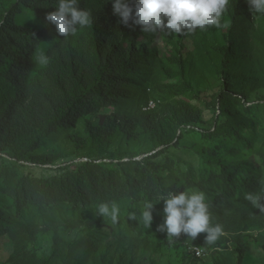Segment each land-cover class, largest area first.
<instances>
[{"label":"rangeland","instance_id":"rangeland-1","mask_svg":"<svg viewBox=\"0 0 264 264\" xmlns=\"http://www.w3.org/2000/svg\"><path fill=\"white\" fill-rule=\"evenodd\" d=\"M57 2L0 0V264H264V212L244 199L264 189V14L245 8L244 44L231 37L227 9L219 29L143 32L133 44L147 49L150 66L126 74L132 98L84 107L50 128L27 106L41 100L43 75L58 71L53 56L63 50L70 62L71 46L88 58L92 40L85 28L64 38L46 22ZM8 23L16 33L4 31ZM86 165V195L64 198L62 184L73 188ZM177 185L206 193L212 223L232 232L226 241L208 244L202 233L169 242L157 231L159 197ZM149 201L150 228L139 221ZM101 202L120 205L117 223L96 214Z\"/></svg>","mask_w":264,"mask_h":264},{"label":"trees","instance_id":"trees-1","mask_svg":"<svg viewBox=\"0 0 264 264\" xmlns=\"http://www.w3.org/2000/svg\"><path fill=\"white\" fill-rule=\"evenodd\" d=\"M130 2L134 6L135 0ZM247 6V0H230L227 8L228 15L225 19L232 25L230 33L235 43L244 44L250 33L248 25L251 21L245 10ZM89 11L93 19L92 23L85 27L92 35V40L85 45L88 58L77 56L74 53L75 49L70 46L73 60L65 62L63 50L59 51L53 56L54 63L50 64L53 67L57 66L58 71L43 75V80L39 84L41 100L27 106L46 121L50 128L65 123L66 119L79 113L84 107H97L103 102L131 99L132 91L129 87L132 79L126 77V74L150 66L147 49H137L133 44L143 33L141 26L131 22L127 26L121 23L120 18L113 12V5L107 0H97V7ZM6 30L15 33L17 31L11 23L4 25V31ZM190 34L192 33L185 36ZM55 49H59L58 44H53L47 49V56L50 57ZM9 51L12 52V49ZM231 63L229 60L224 64L229 67ZM242 75L245 76L246 72L243 71ZM190 128L196 129L192 126ZM237 133L240 134L238 130ZM92 135L98 137L95 131ZM88 168L89 165L83 166L82 171L73 176L77 180L73 188L62 184L64 198H81L86 195L85 185L89 182L86 176L88 173L85 175L84 170ZM65 182L66 180L62 179V183ZM244 231L247 230L237 228L235 233L241 235ZM226 232L232 233L228 229L223 231ZM224 237L221 235L219 238L226 241ZM218 245H222L221 242Z\"/></svg>","mask_w":264,"mask_h":264},{"label":"clouds","instance_id":"clouds-1","mask_svg":"<svg viewBox=\"0 0 264 264\" xmlns=\"http://www.w3.org/2000/svg\"><path fill=\"white\" fill-rule=\"evenodd\" d=\"M229 0H135L134 6L130 0H112L113 12L120 22L141 26L144 33L187 34L197 29L204 30L214 26L217 29L226 27L221 23ZM249 10L264 14V0H247ZM56 10L46 15V22L54 25L59 36L67 38L77 34L92 23V13L80 7L79 0H58ZM40 65H47L49 57L43 53L37 57ZM244 199L250 202L260 212H264V189L259 193H247ZM164 202V222L157 231L166 232L169 242L181 234L195 240L200 234H205L204 241L214 243L221 235L220 224L212 223V216L207 202L206 193L193 188H181L179 185L166 190L159 197ZM156 203L144 204L139 211V221L150 228L153 223L152 209ZM97 215L109 218L117 223L121 207L116 202H101L95 209ZM129 218L138 220L137 212L131 211Z\"/></svg>","mask_w":264,"mask_h":264},{"label":"built area","instance_id":"built-area-1","mask_svg":"<svg viewBox=\"0 0 264 264\" xmlns=\"http://www.w3.org/2000/svg\"><path fill=\"white\" fill-rule=\"evenodd\" d=\"M194 253H196L198 257H201L203 252L199 248H194Z\"/></svg>","mask_w":264,"mask_h":264}]
</instances>
